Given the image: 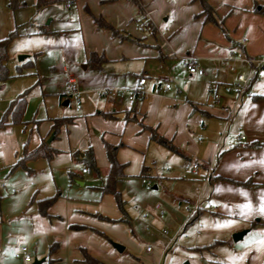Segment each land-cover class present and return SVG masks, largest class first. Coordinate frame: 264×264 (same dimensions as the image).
<instances>
[{"label": "crops", "instance_id": "crops-1", "mask_svg": "<svg viewBox=\"0 0 264 264\" xmlns=\"http://www.w3.org/2000/svg\"><path fill=\"white\" fill-rule=\"evenodd\" d=\"M203 1L224 32L205 20L200 0L51 5L28 35L33 10L15 12L21 20L13 24L14 39L46 36L59 64L49 59L48 82L38 80L30 94L33 80L18 81L8 70L11 78L0 83V120L26 94L21 124L0 129V264H86L84 254L96 264H165L175 243L202 264H264V68L242 94L236 87V75L248 70L245 60L264 56V13L255 11L264 10V0ZM43 54L37 60H48ZM185 56L198 59L202 75L187 73ZM223 59L234 71L218 66ZM66 68L78 79V94L68 93ZM140 79L143 94L132 100L102 95L136 89ZM72 98L81 105L77 115L65 109ZM63 118L72 121L54 132V121ZM150 131L174 151L152 141ZM41 144L49 158L11 170L25 147L30 153ZM105 145L115 148L122 165L115 184L121 208L102 191L109 174ZM88 151L97 171L87 166ZM49 199L43 215L39 207ZM214 241L224 243L193 249ZM22 246L30 262L14 257Z\"/></svg>", "mask_w": 264, "mask_h": 264}, {"label": "trees", "instance_id": "trees-1", "mask_svg": "<svg viewBox=\"0 0 264 264\" xmlns=\"http://www.w3.org/2000/svg\"><path fill=\"white\" fill-rule=\"evenodd\" d=\"M76 0H34L33 7L36 11V13L40 12L47 6L51 5H56V4H73ZM201 1V5L203 8L202 14L206 15L207 21H210L212 23H215L218 25V28L220 31L224 32V29L222 25L216 21L215 17L212 15V10L211 8L203 1ZM7 5L11 11H15L18 9H21L25 6L23 2H20L19 0H7ZM256 12L264 13L263 9H256ZM95 24L99 28H104L112 31V34H116L115 31L112 30V28L103 22L101 19H95ZM40 33H47L46 29H39ZM17 36V27H15L13 30H11L8 35L0 40V83H3L7 80H9L11 77L8 75L7 67H6V61H7V48L9 43ZM95 55H91L90 61L94 60ZM100 59V58H99ZM101 60V59H100ZM256 77V76H255ZM254 80V78L252 79ZM251 80V81H252ZM25 105H26V94L20 95L16 100L11 102L9 105L7 111L3 115V117L0 120V129L10 125V124H21L22 122V116L25 110ZM10 117L9 122L7 121V117ZM71 119L63 118L59 120H55L53 123V130L56 132L59 128V126L63 123H69L71 122ZM151 135L150 138L152 141L158 143L159 145L174 151L173 146L167 142L164 138L158 136L155 132L150 131ZM105 151H106V156L109 162V174L107 176V181L105 185L102 188V191L104 193H108L114 196L117 205L121 208L122 207V201L120 199L119 194L117 193L115 189V184H116V178L121 175L122 171V165H119L115 159V148L110 147L109 145H105ZM51 151L46 147V144H41L37 149L34 151L27 153L26 147L23 149L22 155L19 160L11 167V170H15L17 168H25L24 164L25 162L29 160H33L38 157H45L49 158L50 157ZM86 156L88 157V167L89 169L93 171H97V168L95 166L93 156L91 151H88ZM53 199H49L48 201L42 202L39 209L43 215H45V210L46 208ZM195 219V214H192L191 217L188 218L187 223H192ZM224 243V241H214L208 246L205 247H196L193 248L195 251H201L203 249H212L217 246H220ZM84 261L86 264H96V261L93 260L91 257H89L87 254H84Z\"/></svg>", "mask_w": 264, "mask_h": 264}, {"label": "rangeland", "instance_id": "rangeland-1", "mask_svg": "<svg viewBox=\"0 0 264 264\" xmlns=\"http://www.w3.org/2000/svg\"><path fill=\"white\" fill-rule=\"evenodd\" d=\"M24 4H25V6L23 8H21L22 11H25V10L27 11V9H30V10L32 9L34 12L32 17H28L26 19L27 23H25V24H27V26H25V27H27V28L25 29V35H28L29 33H31L29 31L30 29L34 28L36 30V28H38V25L34 22V20L39 15V12L36 13L33 5H30L29 3H26V2H24ZM18 10H20V9H18ZM16 11L17 10L11 11L9 9V7L7 5V0H0V40L7 36V35H5L7 27L8 28L11 27L13 29V24L16 23L17 20H21L20 18H18L17 15L15 16ZM25 13L26 12H24V13L22 12V15H26ZM48 19H46L43 23L47 24ZM12 29H10V30H12ZM48 41L49 40H48V38H46V36H41L38 34V35H34V36H24V37L19 38V39H13L8 45L7 61H6L7 70L12 75H16L18 77L21 76L22 78H19V79H22V80H18V81H25L28 79L33 80V83L29 86V88H27L29 94H30L31 90H34L35 88H37V86L35 87V83L38 80L40 81V83H41V81H43L45 83L48 82V74L46 72H50L48 69L49 68L48 67L49 66V64H48L49 59L51 60V63H53L54 65L57 66L59 64V60H58L59 55L57 54V57H56L55 52H51V51L49 52L48 47H46V46H48L47 45ZM40 51H42L44 53L42 56L43 59H48V60H45L46 63H45V61L41 62V60H37V56H38L37 53H39ZM19 56H28L29 58H26L24 61L19 62L18 61ZM35 73L37 75V78H35L36 76L33 75ZM55 75H56V73H55ZM75 107L81 108V105H78L75 98H72L70 107H66L65 109L67 111L71 110V111H69V112H71V114H76V113H74ZM51 136L49 137V139L51 138ZM151 182H152V180H151ZM151 186H149L147 188L149 191H152V190H150ZM147 246L152 247L151 243H146L143 245L144 248H146ZM177 249L180 250V253L175 252V250H177ZM181 250H183V251H181ZM188 252L190 253V251H188ZM206 252L210 254L209 250ZM167 255L168 256L166 258L165 264H186V263L202 264L201 260H195L193 258H190V256L187 254V251L181 247L180 243H175L171 247V249ZM209 256H211V255H209Z\"/></svg>", "mask_w": 264, "mask_h": 264}, {"label": "built area", "instance_id": "built-area-1", "mask_svg": "<svg viewBox=\"0 0 264 264\" xmlns=\"http://www.w3.org/2000/svg\"><path fill=\"white\" fill-rule=\"evenodd\" d=\"M62 61L64 62V58L62 57ZM245 63L248 66V70L245 73H240L236 75V81H237V90H238V95L242 94L248 83L257 75V73L264 68V56L262 57H257L255 59H246ZM183 66L187 73L190 75H202L203 70L200 67V64L198 62V59L194 56H185L183 58ZM218 66L220 67H226L229 71H234V68L232 64H229L226 60H220L218 62ZM65 73V82L67 85V90L69 95H75L78 94L76 87L78 85V79L77 77L70 72L68 68L64 70ZM138 87L136 89H133L131 91H126L124 89H115V90H103L102 95L103 96H108L110 94H113L117 96L120 99H123L127 97V99L132 100L136 95H142V87L145 84V79H140L138 81ZM165 90L170 89V85L166 84L164 86ZM208 96H211L215 101L219 99V95L215 93L214 90L209 89L208 90ZM240 139H244L243 136L240 137ZM195 168V167H194ZM84 173L86 172V169L82 170ZM142 183L144 185H149V183L146 180H142ZM138 209V207H136ZM143 219V218H141ZM162 234L166 235V231H162ZM173 242V239L168 240V244H171ZM15 258H20L25 262H30L31 261V256L27 251V248L25 246L20 247L15 253H14Z\"/></svg>", "mask_w": 264, "mask_h": 264}, {"label": "water", "instance_id": "water-1", "mask_svg": "<svg viewBox=\"0 0 264 264\" xmlns=\"http://www.w3.org/2000/svg\"><path fill=\"white\" fill-rule=\"evenodd\" d=\"M25 58H26L25 56H19V57H18V61H23ZM51 139H52V136H51V138L48 140V142H50ZM154 189H155V187H154ZM246 233H247V230H243V231H240V232H237V233L233 234V235H232V240H233V242H237V241L241 240L242 237H243ZM113 246H114L117 250H121V247H120L119 245H117V244H113ZM41 262H42V261H39V260L35 259V260L33 261L32 264H40Z\"/></svg>", "mask_w": 264, "mask_h": 264}]
</instances>
